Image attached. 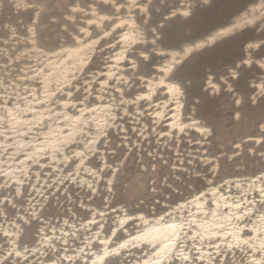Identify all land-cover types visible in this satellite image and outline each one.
<instances>
[{"label": "snow or ice", "instance_id": "snow-or-ice-1", "mask_svg": "<svg viewBox=\"0 0 264 264\" xmlns=\"http://www.w3.org/2000/svg\"><path fill=\"white\" fill-rule=\"evenodd\" d=\"M47 8L45 0H0L5 43L10 36L24 46L8 60L27 62L0 81V264H33L46 253L48 260L37 264H264V168L244 182L219 183L212 177L227 155L220 161L209 148L184 160L177 152L173 164L157 153L170 171L150 191L162 187L172 210L137 214L122 193L112 202L121 170L152 135L174 143L177 133L192 129L205 140L213 134L194 117L181 120L186 105L195 111L227 93L237 119L245 108L264 112V0H72L55 40L40 31L50 19ZM218 9L224 22H201ZM21 10L35 19L30 15L17 34L9 17ZM225 46L230 51L223 59L205 65L208 71L195 70L194 62L218 59ZM96 59L106 72L92 70ZM52 68L60 71L53 75ZM164 121L168 127L158 130ZM257 128L251 139L259 149L233 141L228 151L241 159L259 151L264 159V120ZM185 164L192 167L181 170ZM149 167L156 171L151 162L144 171ZM172 172H186V179L170 183ZM225 187L237 189L231 202ZM61 209L79 223L53 225L49 217Z\"/></svg>", "mask_w": 264, "mask_h": 264}, {"label": "rangeland", "instance_id": "rangeland-1", "mask_svg": "<svg viewBox=\"0 0 264 264\" xmlns=\"http://www.w3.org/2000/svg\"><path fill=\"white\" fill-rule=\"evenodd\" d=\"M102 1L104 2V0H96V3H103ZM45 2L48 5L46 15L49 16L50 19H47L40 24V31L45 33V39L51 37L52 40H55L58 35V29L56 26L59 24V31L63 30L65 25L61 23V21L64 17L68 16L72 7V0H45ZM75 2L82 4L83 0H75ZM65 6H67V10ZM30 15H32V19H35L34 14L24 10H21L19 14L15 11L11 13L9 18L12 20L13 27L17 28V34L25 31V25L29 24ZM80 15L81 19H83V15ZM3 18L4 17H0V19ZM226 19L227 16L222 10L218 9L205 13L201 22L207 26H212L216 23L224 22ZM68 22L71 23V21ZM256 32L259 34V29H256ZM60 39L62 40L63 38L60 37ZM8 40L9 43L6 44L4 30H0V69L3 65H5V60L8 62V57L12 55L13 52H16L17 49H22L24 47L22 44L13 43L10 36L8 37ZM229 51L230 46H225V48L219 53L218 59L216 55L213 54L211 58H202L198 64L194 62L195 70L198 73L208 71L209 69L205 67V65L212 63L214 59L219 62V59H223L224 55ZM104 52H109L107 45H105ZM96 55L99 57L101 56V53L98 52ZM22 63V61L17 60L7 66V68L9 67L8 70H10L11 75L18 71V68H20ZM90 67L93 71H96L104 68L105 64L101 59H96ZM134 91L138 92L140 89L136 88ZM237 107L238 106L233 103L232 97L227 93L219 96L213 104L195 111H193L190 104L186 105V114L197 118L202 124H206L213 134L205 140L204 138L199 137L196 132L192 131L189 132L188 135L181 137L178 146L176 145V141H174V143H169V140L165 143L167 147L164 145V140L163 142L158 143L155 135H152L150 137V142L143 144V152L138 155V159L130 160L127 167L121 170L116 185V191L113 193L112 202H115V199L118 196H121L122 193L121 198H126L128 206L130 208L135 207L137 212L143 208L146 213L150 211L158 213L163 211L166 207H169L170 204L168 202V194L163 192L162 187L157 193L151 192L150 189L153 186L152 181H157L159 184L161 180V172L170 171V167L164 165L163 161L159 160V156H163L164 159L176 164L178 163L176 149L181 154L180 158L184 160H187L190 155L194 158L201 156L203 155V150L209 148L213 152H216L220 161H223L224 157L227 155L230 158L228 163L223 165L220 173L214 175V178L212 177L213 182H220L223 178L236 176L237 173L249 175L253 172H259L262 168H264V159L260 158L259 151H257L256 156L253 157L251 150H249L248 153L241 159L239 156H234L232 152L228 151V149L234 147L233 141L237 143L243 142L245 144H253L254 148L259 149L260 145L254 144L251 137L252 134L258 130V122L264 120V112H261V110L256 106H253L252 108H245L240 113L239 119H237L234 112V109ZM127 126L132 127L131 122H129ZM160 127L164 128L163 125ZM197 140H201L202 143L198 144L196 142ZM149 150L153 153L151 157L147 155ZM157 153H159V156ZM140 159L143 160V164L138 162ZM235 160H239V162L233 164V161ZM150 162L155 164V172H153L150 167L147 172L144 171L145 166H148ZM202 166L206 167V165ZM191 167L192 165L188 164L179 165L181 170L185 168L190 169ZM186 176V172L183 175H178L177 172H172L170 183L172 180H175L176 183H181L184 179H186ZM174 187L175 184H173V188ZM189 191H192L191 186H189ZM183 195L184 197L188 196V192H185ZM153 196H156L159 199V205L153 201ZM141 199L144 201L143 205L138 202ZM73 204H76L75 196L73 197ZM66 207L71 209L72 205H66ZM66 216H71V213L69 212V215H65L64 210L61 209L59 216L55 218L49 217V219L52 224L55 221L56 223H59V220ZM0 239H2V236H0ZM48 256L49 253L46 256V259H48Z\"/></svg>", "mask_w": 264, "mask_h": 264}, {"label": "bare ground", "instance_id": "bare-ground-1", "mask_svg": "<svg viewBox=\"0 0 264 264\" xmlns=\"http://www.w3.org/2000/svg\"><path fill=\"white\" fill-rule=\"evenodd\" d=\"M103 2V1H102ZM99 3V2H98ZM76 4H79V3H76ZM75 15V14H74ZM24 48V47H23ZM22 48V49H23ZM5 52V51H4ZM6 53V52H5ZM19 53H17V55H18ZM12 60H8V65H11L12 64ZM25 63H27V62H23L22 64H21V66H20V68L19 69H22V68H24V66H25ZM31 63L32 64H35V61L33 60V61H31ZM92 66V65H91ZM9 68V67H8ZM8 68H6V66L5 65H3L2 66V68L0 69V81H4V80H6V79H10V76H11V73H10V70H8ZM51 70V72L53 73V75H55L56 73H58L59 71H60V69H57V68H52V69H50ZM101 70H103V71H107V65H105V67L104 68H102ZM101 70H96V72H99V71H101ZM122 71H128V69H122ZM13 83H15V81H13ZM29 83H31V82H29ZM9 91H11V89H9ZM139 92V91H138ZM0 94H2V93H0ZM180 118H181V120H183L184 122H189V119L190 118H192V116H190V115H187L186 114V112H185V109H182L181 110V112H180ZM169 116H171V113H169ZM197 119V118H196ZM170 123V121H164L163 122V127L166 129L167 127H168V124ZM202 124V123H201ZM202 125H205L206 126V124H202ZM161 126V125H160ZM160 126H158V130H159V127ZM208 127V126H207ZM209 128V127H208ZM192 131H194L195 132V130L194 129H192V130H190L189 132H192ZM189 132L187 133V134H180V133H177V135H176V139H175V141H176V145L178 146L179 145V142H180V139H181V137L182 136H184V135H188L189 134ZM197 133V132H196ZM198 135H199V137H202L201 135H200V133H197ZM155 138V137H154ZM203 138V137H202ZM163 140H164V145H165V143L167 142V141H169V140H171L172 138L171 137H168V138H162ZM158 145V144H157ZM176 152H178V150L176 149ZM203 154V153H202ZM194 158V157H193ZM251 174H249V175H236V176H230V177H226V178H223V180L224 179H228V180H232V181H236V182H244L246 179H247V176H250ZM214 178V177H213ZM223 180H221L219 183H223ZM218 182V181H217ZM137 183V182H136ZM139 183V182H138ZM206 191H210L211 189H210V187L209 188H207V189H205ZM236 194H237V189L235 188V187H232L231 188V190L229 191L228 190V188L227 187H225V189H224V195L226 196V197H228L229 198V202H231V199H233V198H235L236 197ZM185 198H189V196H186ZM178 202H180V203H182L183 201H178ZM165 207V206H164ZM211 207H215L214 205H211ZM257 207H258V205H257ZM168 208V210H172V206L170 205L169 207H167ZM187 211V209H185V212ZM192 211L195 213V207L193 206V208H192ZM220 211L221 212H227L228 210L227 209H224V208H221L220 209ZM163 213V211H161V212H158V213H156V214H162ZM137 214H140V211H138L137 212ZM144 214L145 215H147V213L146 212H144ZM64 219H68L70 222H75V223H79V220H77L75 217H73L72 215L71 216H66V217H63V218H61L58 222L59 223H56V221L53 223V225H56V226H58V227H67V226H65L64 224H63V220ZM149 219H152V217L151 216H149ZM247 231V230H246ZM57 234H59V233H57ZM83 235V230H81V232H80V234L76 237V238H74V243H72V247H75L77 244H79V242H80V237ZM137 251L138 250H136V249H133L132 250V253L133 254H135V253H137ZM47 254L48 253H46L45 255H37L35 258H33V264H37V261H47L48 259H46V256H47ZM52 256H53V258H55L54 257V253H52Z\"/></svg>", "mask_w": 264, "mask_h": 264}]
</instances>
